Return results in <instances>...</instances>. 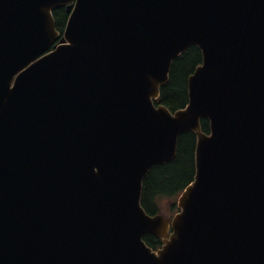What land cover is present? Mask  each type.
Returning a JSON list of instances; mask_svg holds the SVG:
<instances>
[{
	"label": "water",
	"instance_id": "1",
	"mask_svg": "<svg viewBox=\"0 0 264 264\" xmlns=\"http://www.w3.org/2000/svg\"><path fill=\"white\" fill-rule=\"evenodd\" d=\"M190 45L188 103L155 105ZM185 131L169 222L141 183ZM0 264H264V0H0Z\"/></svg>",
	"mask_w": 264,
	"mask_h": 264
},
{
	"label": "trees",
	"instance_id": "2",
	"mask_svg": "<svg viewBox=\"0 0 264 264\" xmlns=\"http://www.w3.org/2000/svg\"><path fill=\"white\" fill-rule=\"evenodd\" d=\"M55 26L62 32L67 14L64 8L53 11ZM202 61L201 50L194 45L173 59L169 78L160 89L159 102L170 110L183 107L188 101L187 79L193 73L196 66ZM201 129L209 132V122L201 119ZM195 144L196 135L192 131L181 133L177 141L176 156L164 164L151 166L142 181L140 203L149 214L159 212L160 204L164 199H175L183 188L190 183L195 174ZM175 201L171 202V207ZM144 241L148 246L155 249L160 246L161 239L153 235H145Z\"/></svg>",
	"mask_w": 264,
	"mask_h": 264
},
{
	"label": "rangeland",
	"instance_id": "3",
	"mask_svg": "<svg viewBox=\"0 0 264 264\" xmlns=\"http://www.w3.org/2000/svg\"><path fill=\"white\" fill-rule=\"evenodd\" d=\"M171 200L170 199H164L161 204H160V213L166 215V216H170L172 214L173 211H171L170 209V203Z\"/></svg>",
	"mask_w": 264,
	"mask_h": 264
}]
</instances>
